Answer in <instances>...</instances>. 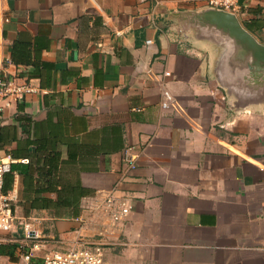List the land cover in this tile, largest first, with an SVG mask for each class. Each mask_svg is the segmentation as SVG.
Masks as SVG:
<instances>
[{
    "label": "crops",
    "instance_id": "crops-1",
    "mask_svg": "<svg viewBox=\"0 0 264 264\" xmlns=\"http://www.w3.org/2000/svg\"><path fill=\"white\" fill-rule=\"evenodd\" d=\"M239 5L264 45V0ZM3 7L5 73L35 89L0 126L20 223L48 227L47 248L67 249L76 218H89L82 234L96 235L105 264H264V72L197 23V0ZM126 147L138 166L117 194L131 196L133 211L111 229L86 205L116 188Z\"/></svg>",
    "mask_w": 264,
    "mask_h": 264
},
{
    "label": "built area",
    "instance_id": "built-area-1",
    "mask_svg": "<svg viewBox=\"0 0 264 264\" xmlns=\"http://www.w3.org/2000/svg\"><path fill=\"white\" fill-rule=\"evenodd\" d=\"M152 1L155 5H160L161 0ZM203 9L222 10L237 15L240 11V0H197ZM4 0H0V12L2 13ZM4 23L9 22V17H2ZM11 63L10 60L7 64ZM169 72H165L166 77H170ZM35 89L27 83H16L7 78L4 61L0 60V126L4 122V113L13 105L22 102L26 95L34 92ZM163 106H167L172 98L169 93L163 90ZM123 164L126 172L117 183L114 190L96 196L90 205H86V210L91 211L95 217L108 223V227L114 229L123 224L133 211V199L128 194L118 195L119 185L128 178V175L136 170L138 166V155L133 147H126L123 151ZM12 161L10 159H0V245L7 243L18 244L15 251L17 264H105L104 250L102 245L94 236L83 235L82 231L89 230V218H76L80 224L77 230L76 240L67 249H50L48 244L53 241V237L43 235L39 228L32 223H20L23 226V238L17 235V222L19 221L14 209L13 200L8 193L4 192L5 177L11 172ZM98 235H103L99 233ZM24 244V245H23ZM10 259V258H9ZM11 260V259H10ZM1 264V263H0Z\"/></svg>",
    "mask_w": 264,
    "mask_h": 264
},
{
    "label": "water",
    "instance_id": "water-1",
    "mask_svg": "<svg viewBox=\"0 0 264 264\" xmlns=\"http://www.w3.org/2000/svg\"><path fill=\"white\" fill-rule=\"evenodd\" d=\"M196 21L228 37L236 47H240L241 53L244 50L246 54L251 55L257 72H264V45L247 32L237 15L222 10L204 9L196 16Z\"/></svg>",
    "mask_w": 264,
    "mask_h": 264
},
{
    "label": "trees",
    "instance_id": "trees-1",
    "mask_svg": "<svg viewBox=\"0 0 264 264\" xmlns=\"http://www.w3.org/2000/svg\"><path fill=\"white\" fill-rule=\"evenodd\" d=\"M13 170V169H12ZM11 173H8L5 177V180H9ZM13 180V177L11 178ZM4 192L8 193L7 188L4 187ZM18 245L16 243H7L0 245V256L9 257L11 260H16L15 251L17 250Z\"/></svg>",
    "mask_w": 264,
    "mask_h": 264
},
{
    "label": "rangeland",
    "instance_id": "rangeland-1",
    "mask_svg": "<svg viewBox=\"0 0 264 264\" xmlns=\"http://www.w3.org/2000/svg\"><path fill=\"white\" fill-rule=\"evenodd\" d=\"M226 37V36H225ZM226 38H228V37H226ZM17 235L15 236V237H18L19 239H22L23 238V230H22V228H23V226L22 225H20V221H18L17 222ZM37 228H42V230H43V235H46L47 233H48V231H49V229H48V227H44V226H42V227H38V226H36ZM24 245V244H23Z\"/></svg>",
    "mask_w": 264,
    "mask_h": 264
}]
</instances>
